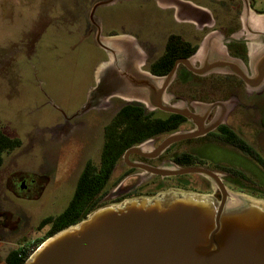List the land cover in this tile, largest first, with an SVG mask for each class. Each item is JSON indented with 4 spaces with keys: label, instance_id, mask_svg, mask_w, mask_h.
Listing matches in <instances>:
<instances>
[{
    "label": "flooded vegetation",
    "instance_id": "obj_1",
    "mask_svg": "<svg viewBox=\"0 0 264 264\" xmlns=\"http://www.w3.org/2000/svg\"><path fill=\"white\" fill-rule=\"evenodd\" d=\"M95 1L86 0L91 7ZM185 1H193L198 6L210 9L215 21L213 25L199 29L192 23L179 22L174 17L175 8H164L156 0L116 3L113 6L96 10L95 16L102 26V36H120L136 40L142 51V70L152 74H154L153 67L165 54L173 35L180 37L183 44L190 43L193 48L198 47L199 49L207 34L220 33L227 41L229 54L249 65V50L243 38L244 35L242 36L243 25L240 15L243 9L240 7V1L237 0L238 6H232L231 3L229 6V0ZM56 4L58 1L54 3V5ZM74 20L84 29L68 35L69 39L81 41L75 42L76 45L69 50L71 51L70 56L74 52L76 57L71 59L72 65L68 64L67 68L68 71H71L69 76L75 82L85 83V79L90 77L89 69L93 63L97 61L102 65L109 61V56L106 51L97 46L95 42L96 28L89 19L78 14ZM143 32L146 33L142 34ZM236 36H239L240 39H233ZM186 51L188 49L185 46L181 54ZM181 59L183 58L177 61ZM170 71L165 75L154 76H166ZM92 82L93 84L86 89L85 100L78 110L65 114L56 108L59 122H56L57 124H54L53 127L56 141L66 139L72 137L71 132L75 128L78 131L80 128L84 129V126L88 127V124L83 121L88 116H94L98 121L96 126L98 127L99 124L102 126L103 139L100 161L95 163L96 166L101 163L103 145L105 144V128L122 107L139 106L144 109L145 116L155 120L160 119L165 123L162 132L136 145L142 147V155L132 153L126 159L125 153L128 149L125 151L122 160L112 171L104 191L96 199L99 206L117 204L129 198L152 197L168 189L189 191L193 189L195 191L197 189L194 187L198 186L203 190L199 192H209V184L204 182V185H201L200 181L193 179L197 175L154 176L146 170L147 167L169 168L174 165L190 167L184 166L186 163L195 164L190 168L202 167L219 174L223 184L229 189L264 199V181L259 180L260 177H264V90L250 93L246 84L236 76L211 73L198 76L181 65L177 69L176 78L167 88V93L171 95L172 106L186 105L191 113L199 117L196 121L160 110L151 111L142 103H128L122 99L113 98L125 102V105L112 116L107 124H103L101 120L103 107L100 110L91 105L93 98L90 96V89L97 87L96 78L93 77ZM50 101L52 100H48L47 103ZM49 104L55 105L53 102ZM224 104H227L228 107ZM92 120V118L88 120L91 131L93 130ZM198 126H205L206 129L210 126L211 128L202 136L181 139L167 146L161 153H155L168 139L198 131ZM46 129L48 134L51 133V125ZM92 132L91 134H94V131ZM20 148L21 146L18 149ZM18 149L7 155H11ZM90 161L93 160L88 159L84 163L79 177L75 181L74 193L77 183ZM2 171L3 165L0 168V174ZM40 171L41 173L13 169L7 176L0 178V235H3L0 238V264H9L10 261L12 263L19 262L21 259H26L25 256L29 252L31 256L49 237L50 232L56 230L60 225L55 222L44 225V219L49 217L39 216V221L34 226L32 217L18 212L17 203L39 201L44 198V193L48 189L49 169L43 167ZM118 171L120 174L114 180ZM75 174L76 171L73 170L70 181L75 178ZM24 184L27 186L25 187ZM253 193L262 196H256ZM8 237L11 239L14 237L15 241H11ZM17 252L20 253L19 258L14 255Z\"/></svg>",
    "mask_w": 264,
    "mask_h": 264
},
{
    "label": "water",
    "instance_id": "obj_2",
    "mask_svg": "<svg viewBox=\"0 0 264 264\" xmlns=\"http://www.w3.org/2000/svg\"><path fill=\"white\" fill-rule=\"evenodd\" d=\"M133 0H96L88 13L94 25L95 42L107 52L109 61L100 65L97 87L90 89L92 106L100 109L111 99L142 103L196 121L186 105L172 106L167 88L181 65L198 76L228 74L240 78L249 92L264 90V14L250 0H242V36L249 65L232 57L220 33L207 35L194 55L177 61L166 76L142 70V53L135 39L104 37L96 10ZM164 8H175L180 22L198 28L215 22L211 12L184 0H156ZM233 39H240L239 36ZM232 39V40H233ZM210 126L168 139L155 153L170 144L202 136ZM141 146L125 153L142 155ZM157 176L200 175L215 183L213 193L168 189L155 196L130 198L92 211L84 220L47 238L25 264H264V199L235 193L220 175L202 167L152 168Z\"/></svg>",
    "mask_w": 264,
    "mask_h": 264
},
{
    "label": "rangeland",
    "instance_id": "obj_3",
    "mask_svg": "<svg viewBox=\"0 0 264 264\" xmlns=\"http://www.w3.org/2000/svg\"><path fill=\"white\" fill-rule=\"evenodd\" d=\"M57 1L58 4L54 5ZM229 1V6H238L237 0ZM239 1L243 9L244 3ZM250 3L256 13L264 14V0H250ZM90 7L86 0H0V125L8 136L22 142L20 149L4 157L0 178L13 169L38 173L43 167L49 169L44 198L17 203V211L32 217L34 226L39 216L56 218L64 213L73 199L75 181L84 163L88 159L95 163L100 161L102 126H96L98 121L94 116L83 121L88 127L78 131L75 128L72 137L66 139L56 141L53 127L59 122L56 108L69 114L83 104L86 89L93 84L100 66L97 61L93 63L85 83L75 82L67 68L68 64L72 65L71 59L76 57L74 52L70 56L69 50L76 45L75 42L81 41L69 39L68 35L84 29L74 19L78 14L88 18ZM48 100L55 105L47 103ZM124 105L125 102L112 99L103 107V124H107ZM91 118L94 134L89 128ZM50 125L51 133L48 134L46 128ZM73 170L76 171L75 178L70 181ZM119 174L120 171L114 180ZM260 178L264 181V177ZM193 179L200 181L201 185L204 182L209 184V192L202 193L210 194L216 189V184L204 176L197 175ZM194 189H197L194 192L201 190L198 186ZM10 240L15 241V238Z\"/></svg>",
    "mask_w": 264,
    "mask_h": 264
},
{
    "label": "trees",
    "instance_id": "obj_4",
    "mask_svg": "<svg viewBox=\"0 0 264 264\" xmlns=\"http://www.w3.org/2000/svg\"><path fill=\"white\" fill-rule=\"evenodd\" d=\"M185 46L188 51L181 54ZM197 50L198 47L193 48L190 43L183 44L180 37L173 35L165 54L153 67L152 72L158 76L165 75L174 67L178 59L188 58ZM164 124L160 119L155 120L145 116L144 109L139 106L127 105L122 107L112 122L105 128V144L103 145L100 165L96 166L93 161L87 163L77 183L73 199L64 213L56 218L44 219V225L52 222L60 224L56 230L50 232L48 238L84 220L92 211L94 212L100 208L101 206H99L96 199L104 191L112 171L122 160L125 151L162 132ZM21 145L20 139L8 136L0 125V168L4 163V157ZM194 165L184 164V166L190 167ZM14 255L19 258L20 253L17 252ZM29 256L30 252L25 256L26 259L14 263L10 261L9 264H25Z\"/></svg>",
    "mask_w": 264,
    "mask_h": 264
},
{
    "label": "crops",
    "instance_id": "obj_5",
    "mask_svg": "<svg viewBox=\"0 0 264 264\" xmlns=\"http://www.w3.org/2000/svg\"><path fill=\"white\" fill-rule=\"evenodd\" d=\"M185 1V0H184ZM188 2H192V3H194L193 1H188ZM194 5H196V6H198L197 4H195L194 3ZM199 7H202V8H206V7H204V6H199ZM206 9H208V8H206ZM210 12H211V14H212V11L210 10V9H208ZM213 15V14H212ZM174 17H175V12H174ZM175 19H176V17H175ZM177 20V19H176ZM178 21V20H177ZM180 22V21H179ZM140 47V46H139ZM140 50H141V48H140ZM142 52V51H141Z\"/></svg>",
    "mask_w": 264,
    "mask_h": 264
},
{
    "label": "bare ground",
    "instance_id": "obj_6",
    "mask_svg": "<svg viewBox=\"0 0 264 264\" xmlns=\"http://www.w3.org/2000/svg\"><path fill=\"white\" fill-rule=\"evenodd\" d=\"M192 24H193V23H192ZM199 29H200V28H199ZM228 103H229V102H228ZM230 104H231V103H230ZM224 105H225V104H224ZM226 105H227V104H226ZM226 105H225V106H226ZM227 107H228V105H227ZM230 108H231V107H230ZM220 114H221V113H220ZM145 150H146V149H145Z\"/></svg>",
    "mask_w": 264,
    "mask_h": 264
}]
</instances>
